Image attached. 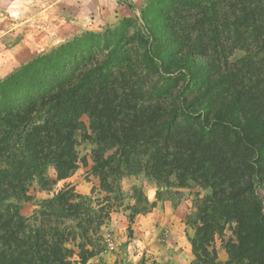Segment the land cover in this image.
Wrapping results in <instances>:
<instances>
[{
	"label": "trees",
	"instance_id": "obj_1",
	"mask_svg": "<svg viewBox=\"0 0 264 264\" xmlns=\"http://www.w3.org/2000/svg\"><path fill=\"white\" fill-rule=\"evenodd\" d=\"M81 140L95 145L106 197L67 185L22 214L33 182L49 189L50 168L62 180L87 165ZM123 170L211 190L194 223L198 264H219L211 247L228 225L226 264H264V0H145L138 18L75 35L0 79V264L98 254Z\"/></svg>",
	"mask_w": 264,
	"mask_h": 264
},
{
	"label": "rangeland",
	"instance_id": "obj_2",
	"mask_svg": "<svg viewBox=\"0 0 264 264\" xmlns=\"http://www.w3.org/2000/svg\"><path fill=\"white\" fill-rule=\"evenodd\" d=\"M111 1L0 0V79L39 53L75 35L114 26L85 28L90 26L89 19L95 18L97 10L109 7ZM123 1L130 4V1ZM76 19L80 24H75ZM243 54L244 51L237 50L231 58L236 59ZM84 120L88 125L87 117ZM94 146L89 140L80 141V156H85L88 163L81 164L70 177L55 180V171L50 168L49 189L42 188L37 181L33 182L30 187L32 198L22 202L21 213L31 217L44 199L67 185L85 197L94 200L105 198L107 194L102 191L93 170ZM116 183L121 195L118 199L112 195L114 210L102 227L101 251L84 264H198L192 246L194 223L199 205L211 193L209 188L194 183L184 187H159L154 178L143 172L128 174L124 170L117 174ZM259 193L264 196V189L259 188ZM147 202L155 205L148 204V211L133 214L132 205L144 206ZM231 226L216 235L211 247L219 264H226L229 258L227 242L233 237Z\"/></svg>",
	"mask_w": 264,
	"mask_h": 264
},
{
	"label": "crops",
	"instance_id": "obj_3",
	"mask_svg": "<svg viewBox=\"0 0 264 264\" xmlns=\"http://www.w3.org/2000/svg\"><path fill=\"white\" fill-rule=\"evenodd\" d=\"M142 7L143 0H130V4L125 3L123 0H112L109 7L97 10L95 18L89 19L90 26L85 28L90 29L95 26L99 29L102 26L115 25L124 17H139ZM74 22L80 24L77 19Z\"/></svg>",
	"mask_w": 264,
	"mask_h": 264
},
{
	"label": "built area",
	"instance_id": "obj_4",
	"mask_svg": "<svg viewBox=\"0 0 264 264\" xmlns=\"http://www.w3.org/2000/svg\"><path fill=\"white\" fill-rule=\"evenodd\" d=\"M126 1H130V0H126Z\"/></svg>",
	"mask_w": 264,
	"mask_h": 264
}]
</instances>
